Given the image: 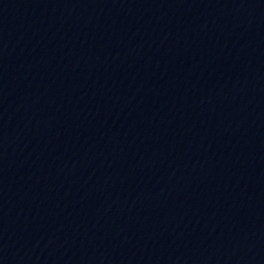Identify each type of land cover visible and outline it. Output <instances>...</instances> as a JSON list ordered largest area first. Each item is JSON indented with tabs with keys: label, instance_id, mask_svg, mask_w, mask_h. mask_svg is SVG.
Segmentation results:
<instances>
[{
	"label": "water",
	"instance_id": "water-1",
	"mask_svg": "<svg viewBox=\"0 0 264 264\" xmlns=\"http://www.w3.org/2000/svg\"><path fill=\"white\" fill-rule=\"evenodd\" d=\"M0 264H264V0H0Z\"/></svg>",
	"mask_w": 264,
	"mask_h": 264
}]
</instances>
